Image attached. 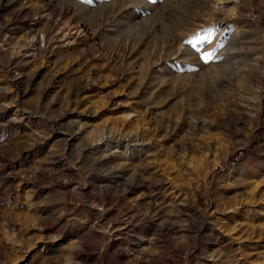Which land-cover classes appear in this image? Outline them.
<instances>
[{"label":"rangeland","instance_id":"rangeland-1","mask_svg":"<svg viewBox=\"0 0 264 264\" xmlns=\"http://www.w3.org/2000/svg\"><path fill=\"white\" fill-rule=\"evenodd\" d=\"M0 264H264V0H0Z\"/></svg>","mask_w":264,"mask_h":264},{"label":"built area","instance_id":"built-area-1","mask_svg":"<svg viewBox=\"0 0 264 264\" xmlns=\"http://www.w3.org/2000/svg\"><path fill=\"white\" fill-rule=\"evenodd\" d=\"M245 152L244 148L235 151V153L230 156L223 165L218 166V168L225 172H232L245 158Z\"/></svg>","mask_w":264,"mask_h":264},{"label":"snow or ice","instance_id":"snow-or-ice-1","mask_svg":"<svg viewBox=\"0 0 264 264\" xmlns=\"http://www.w3.org/2000/svg\"><path fill=\"white\" fill-rule=\"evenodd\" d=\"M210 35H211V31H209L208 35L202 37L201 36L194 37L192 41H189V43L195 44L197 41L207 40L210 38Z\"/></svg>","mask_w":264,"mask_h":264}]
</instances>
